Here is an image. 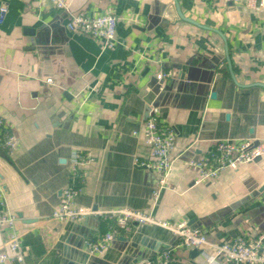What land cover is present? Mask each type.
<instances>
[{"label":"crops","instance_id":"obj_1","mask_svg":"<svg viewBox=\"0 0 264 264\" xmlns=\"http://www.w3.org/2000/svg\"><path fill=\"white\" fill-rule=\"evenodd\" d=\"M67 1L72 11H113L117 43L104 46L68 30L67 11L49 0H8L0 22V117L19 140L12 156L0 151V181L17 215L23 264H68L67 242L85 249L103 231L94 215L59 221L51 214L77 149L95 156L78 204L187 219L215 243L264 235V156L202 182H194L197 173L188 165L216 139H264V7L225 0ZM175 1L184 18L168 8ZM161 70L169 73L163 88L155 78ZM149 103L176 131L169 177L175 189H161L156 199L155 175L134 162L147 156L133 131L142 129ZM177 243L158 224H134L98 256L139 264L170 248L171 264H225L208 261V243L195 249Z\"/></svg>","mask_w":264,"mask_h":264},{"label":"built area","instance_id":"obj_2","mask_svg":"<svg viewBox=\"0 0 264 264\" xmlns=\"http://www.w3.org/2000/svg\"><path fill=\"white\" fill-rule=\"evenodd\" d=\"M8 0H0V22L8 10ZM56 7L68 13L66 28L81 31L100 40L104 46L113 47L117 43L116 26L118 16L113 11L91 13L86 9L72 11L68 9L67 0H49ZM230 3H241L250 9L258 10L264 7V0H225ZM169 75L166 71L155 73L156 81L163 88ZM52 82L51 77L46 78ZM139 134L148 152L144 160L134 158L136 165L144 167L155 175V183L151 193L156 199L161 189H175L169 180L173 157L170 152L174 147L176 131L159 114L156 106L149 103L147 117L143 121ZM19 140L12 130V124L0 117V151L12 156L17 150ZM264 156V139L223 138L216 139L196 157L188 159V165L197 175L194 182L210 181L216 178L225 168H237L243 163H249ZM95 156L91 151L74 150L69 157V182L62 187L60 200L52 210V217L59 221H80L88 215L99 219L103 227L100 236L85 242V249L90 254L100 255L111 244L116 234L129 232L134 224H158L167 228L178 238V245L187 249H195L204 244L211 246L207 256L209 262L224 261L225 264H264L263 237L259 234L249 237L239 234L231 239L210 242L208 237L191 227L187 219L169 220L157 219L147 211L130 207L92 209L89 206L75 202L76 196L82 191L86 179V168ZM17 215L6 203V196L0 181V231L5 232V248L0 249V264L13 262L23 264L24 254L20 235L16 230ZM171 249L166 248L150 258L143 259L139 264H171Z\"/></svg>","mask_w":264,"mask_h":264},{"label":"water","instance_id":"obj_3","mask_svg":"<svg viewBox=\"0 0 264 264\" xmlns=\"http://www.w3.org/2000/svg\"><path fill=\"white\" fill-rule=\"evenodd\" d=\"M174 7L175 10V17H181L184 18V15L181 12V9L179 8V5L177 2H173L170 5H168V8ZM61 42L67 40V36L63 35L60 36ZM227 60H229L228 52H227ZM264 183L262 185L263 189ZM253 195V193H251ZM64 261L68 264H125L121 260L117 263H111L109 261H106L95 254L88 253L87 250L83 249V246L81 243H72L67 242V244L64 245ZM130 260H132V257L128 256Z\"/></svg>","mask_w":264,"mask_h":264}]
</instances>
